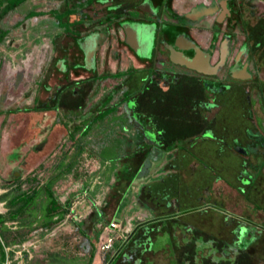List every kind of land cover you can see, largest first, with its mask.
<instances>
[{
  "label": "flooded vegetation",
  "instance_id": "af4514ba",
  "mask_svg": "<svg viewBox=\"0 0 264 264\" xmlns=\"http://www.w3.org/2000/svg\"><path fill=\"white\" fill-rule=\"evenodd\" d=\"M7 1L0 2L1 8ZM44 3L27 19L52 18V34L50 42L40 47L43 68L36 88L25 91L24 99L33 103L36 109L32 111H55L53 124L66 126L61 147L68 140L82 139L85 128L104 123L110 113L120 109L118 121L137 128L136 145L146 148L148 163L164 160L157 179L177 167L180 150L195 156L204 171L198 186L182 197L151 195L141 188L135 201L149 210L150 216L138 215L136 221L129 218L126 224L115 220L119 235L113 239L109 256L108 251L104 254V264H157L155 256L166 264H196L198 257L206 258L205 251L209 255L219 251L222 258L248 255L247 249L262 228L252 227L249 217L239 222L222 206L229 195L237 193L251 204L257 178L264 173V0ZM136 23L152 30L153 43L144 51L131 37L139 33L131 28ZM99 32H104V37L88 43L87 37ZM62 37L68 39L67 44L57 40ZM185 38L195 42L203 54L205 61L199 68L172 56V48L188 57L194 55L186 45L178 48ZM24 71L23 67L19 73L24 75ZM112 80L111 86H103ZM99 82L103 86L96 102L99 105L60 106L63 85H69L73 96H81L87 84ZM159 94L172 95L183 109L197 114L198 125L206 126L204 132L169 143L166 134L157 129L158 121L145 112L150 106L148 97ZM113 98L117 100L111 102ZM49 99L54 100L53 106ZM65 113L75 114L69 125L61 115ZM260 188L264 194V185ZM242 230L250 235L244 243ZM163 232L171 244L154 247L157 234ZM201 242L207 246L197 249Z\"/></svg>",
  "mask_w": 264,
  "mask_h": 264
},
{
  "label": "crops",
  "instance_id": "0c3cea01",
  "mask_svg": "<svg viewBox=\"0 0 264 264\" xmlns=\"http://www.w3.org/2000/svg\"><path fill=\"white\" fill-rule=\"evenodd\" d=\"M38 1L44 3L45 0ZM34 9L31 7L27 10L24 13L25 18ZM88 37V43H92ZM18 44L19 42H16L12 45ZM12 71L14 74L18 72V77L23 76L19 73V71L23 72V66L14 67ZM148 101L150 106L145 112L158 121L157 129H161L164 135L166 134L165 138L169 143L176 139L192 138L204 132L206 126L198 125L197 114L183 109L172 95H150ZM121 112L118 109L110 113L104 123H92L83 130L82 139L78 138L74 143L69 141L71 144L68 154L59 157L52 166L51 175L47 177L42 172L35 175L36 178H43L40 182L36 181L38 183L35 186L36 193L30 202L13 203L18 195L30 188L24 187L23 183L17 186L18 180L23 179V175H18L17 172H14L13 177L0 174V264H32L29 261L32 257L30 251L32 245L28 242H35L36 247L40 248L45 239L50 243L53 242L50 248L53 253L65 249L66 242H75L79 239L87 244L84 252H78L77 247L69 246V250H65L68 254L66 257L72 258L73 262L66 264H104V254L107 252H102L101 244L106 238H117L119 235V231L110 227L109 222L118 220L125 221L126 224L129 218H134L136 221L138 215L145 218L150 216L149 210L141 207V204L138 206L135 201V196L141 188L151 195L168 196L170 193L171 196L182 197L198 186V178L204 171L199 167L196 157L188 152L183 153L184 150L178 152L175 160L177 167H174L170 173H165L161 179H157L155 176L160 174L161 162L164 160L150 167L146 158V148L136 145L137 128L123 125L118 121L122 117ZM42 125L44 124H40V127H43ZM54 126L47 125L50 127L47 130H53ZM65 127L63 128L66 132ZM40 143L35 146L37 149ZM186 147L191 148V146ZM195 149L198 151L199 147L196 146ZM17 161L19 163L20 159ZM84 162L91 163L90 168L79 175L80 181L74 183L75 188L70 187V189H78L79 193L70 192L71 198L68 202H66L67 196H54L51 186L56 187L66 180H69L71 186L77 166ZM79 194L80 200L75 199ZM95 210H98L101 216L94 227L101 223V230L98 228L99 231H90V234L94 235L96 244L95 248H92L89 245L90 239L78 225ZM68 212L74 213L75 217L66 218ZM54 222H57L56 230L46 233L48 226ZM17 233L24 236L20 243H26V249H22L21 246L17 250L12 249L20 244L12 239ZM11 250L14 254L10 252ZM110 252L108 251L107 256ZM58 257L60 256L56 254L52 262H56ZM49 262L48 264H60L52 263L51 260Z\"/></svg>",
  "mask_w": 264,
  "mask_h": 264
},
{
  "label": "rangeland",
  "instance_id": "374dc122",
  "mask_svg": "<svg viewBox=\"0 0 264 264\" xmlns=\"http://www.w3.org/2000/svg\"><path fill=\"white\" fill-rule=\"evenodd\" d=\"M2 1L3 0H0V2ZM43 4L45 3H40L38 0H26L0 18V31L5 32L0 40V96L2 99V102H0V174L13 177L14 172H17L18 175L21 174L24 176L23 179L18 180L17 186L23 183L24 187L30 188L36 186L38 184L36 181L38 180V182H40L43 178H36L35 175L42 172L45 176H50L52 166L62 154L67 155L70 149L69 140L61 147L65 139L63 135L65 134V130L60 122L56 123L57 125L54 126L53 123L57 118L55 111L52 109L44 113L32 111L36 109L35 107L33 108V103H27L30 102V100L27 101L24 99L26 97V95H24L25 91H34L36 88V81L43 68L39 57L40 47L43 43L50 42L49 39L52 34L50 28L53 27L51 25V18L31 22L30 19H27V17L25 18L24 13L31 7L39 10L42 8ZM33 18V21H35V16ZM21 22L24 24L23 27L21 26ZM57 40H62L67 44L68 39L62 37ZM16 42H19V44L13 46L12 44ZM12 57L15 59L13 60ZM19 66L25 68L22 77H18V75L14 74L12 71L14 67L18 68ZM113 81L115 80L109 81V83L103 82V86H111ZM11 84H13L14 87H7V85ZM103 86L101 82L97 84L93 83L92 86L87 84L85 88L81 89V96H73L69 85H63L59 94V104L61 107L81 105V107L94 108V106L99 105L96 102L99 100V96H101ZM116 100L117 99L113 98L111 102H115ZM53 105L54 100L51 99L49 106ZM24 107L29 108L24 109ZM61 115L66 124L72 123L73 121L70 120L75 117V114L65 113ZM40 124H44L42 125L43 127H40ZM49 124L54 126L51 131L47 130L50 128L47 127ZM39 143L40 147L37 149L35 146ZM17 159H20L19 163H17ZM80 164L81 163L77 166L71 186L69 185V180L63 181L61 185L56 187L51 186L54 196H67L66 202H68L71 198L70 192L79 193L78 189H70V187L75 188L74 183H79L80 181L79 175H82L83 172L91 166V163L85 164L84 162ZM154 164L155 162H151L150 167ZM207 166L210 168L209 164H207ZM261 170L264 171V166ZM257 181V190H254V194L251 197V204L246 201L243 195L237 193L236 195H229V201L222 206L225 213L229 211L232 212L239 222L249 217L252 220V227L257 226L259 229L262 228L261 235H259L258 238L256 237L252 246L247 249L249 254H240L237 255L236 258H222V254H220L219 251L215 252L214 255H209V252L205 251L204 256H206V258L201 259V257H198L196 264H264V194L260 193V185H264V173L257 178ZM79 197L80 194L75 199H79ZM100 216L101 214L99 211L95 210L91 216L84 219L83 222L78 225L81 231H84L85 233H83L90 239L91 243L89 245L92 248H95L96 244L94 242V235L90 234V231H99L98 228L101 230V223L96 228L94 227V224ZM56 223L57 222L50 224L45 232H54L56 230ZM102 223L104 224V222ZM241 236L242 242L244 243L250 235L244 233L242 230ZM12 239L18 244L24 239V236L17 233L13 235ZM155 239L154 247H160L164 243L171 244L167 232L158 233ZM47 240L48 239H45L41 244L42 249H40L41 247H36L37 243L31 242L32 248H30V251L32 257L29 261L32 264H48L50 260L51 262L53 261L56 254L60 257L56 259V262L52 263H71L73 260L72 258L69 259L66 257L68 254L65 250H69V246H72L71 248L75 246L78 252H84L87 245L84 241L78 239L75 242H66L65 249L59 250V253L57 251L53 253L50 249L53 246V242L50 243ZM20 244L12 249L17 250L20 248ZM203 244L205 247L207 246L204 242H201L197 244V249H201ZM220 246H223V244L221 243ZM63 247L64 246H62V248ZM43 248H45V250H43ZM10 252L14 254L12 250ZM54 254L55 256H53ZM154 260L157 264H166L165 259L160 257L158 258L155 256ZM172 263L171 261L170 264ZM146 264L151 263L148 261Z\"/></svg>",
  "mask_w": 264,
  "mask_h": 264
},
{
  "label": "water",
  "instance_id": "95a60500",
  "mask_svg": "<svg viewBox=\"0 0 264 264\" xmlns=\"http://www.w3.org/2000/svg\"><path fill=\"white\" fill-rule=\"evenodd\" d=\"M134 30H137L139 33L138 35L131 36L135 42L136 46L141 47V50H145L147 46H151L153 43V36H152V30L151 27L144 24L136 23L132 25L131 27ZM149 32V33H148ZM104 37V32L95 33L93 36H89L88 38L91 40V42H97L98 38ZM178 48H181L183 46H187L188 48H191L194 51V55L192 57H188L182 54L181 51H177L176 49L172 48V56L173 58L177 59L175 61H180L182 63H185L186 65L190 67L199 68L200 65L204 63L203 54L201 53V50L198 48V46L193 42L192 40H189L188 38H185L184 44H179ZM185 46V47H186Z\"/></svg>",
  "mask_w": 264,
  "mask_h": 264
},
{
  "label": "trees",
  "instance_id": "16d2710c",
  "mask_svg": "<svg viewBox=\"0 0 264 264\" xmlns=\"http://www.w3.org/2000/svg\"><path fill=\"white\" fill-rule=\"evenodd\" d=\"M22 1H24V0H8L6 5H4L2 8H1V3H2L1 2L0 3V18L2 15L7 13L10 9L14 8L18 4H20ZM34 14H37V13L35 11L29 12V16L34 15ZM4 33H5L4 31H0V40H1ZM35 193H36L35 186H33L32 188H28L27 191L23 192V194L18 195L14 199L13 203H17L19 201L24 202V203H28L33 199ZM53 203H55V202H53Z\"/></svg>",
  "mask_w": 264,
  "mask_h": 264
},
{
  "label": "built area",
  "instance_id": "2783aa9c",
  "mask_svg": "<svg viewBox=\"0 0 264 264\" xmlns=\"http://www.w3.org/2000/svg\"><path fill=\"white\" fill-rule=\"evenodd\" d=\"M75 217V215L74 214H70V212H68L67 214H66V218H69V217ZM110 227H112V228H116V229H118L117 227V223L115 222V220H112V221H110ZM113 237H108V238H106V240L101 244V246H100V249L102 250V252L104 253V252H107L108 250H109V248L111 247V244H112V242H113ZM28 244L30 245V244H32V243H29L28 242ZM21 248L23 249H26V247H27V244L26 243H22L21 245Z\"/></svg>",
  "mask_w": 264,
  "mask_h": 264
}]
</instances>
